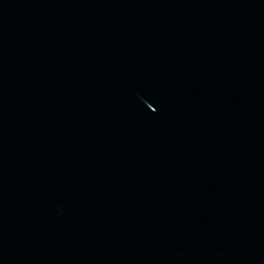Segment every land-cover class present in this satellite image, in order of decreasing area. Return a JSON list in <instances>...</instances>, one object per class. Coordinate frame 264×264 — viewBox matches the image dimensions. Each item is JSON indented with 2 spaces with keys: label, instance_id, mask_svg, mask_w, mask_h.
<instances>
[{
  "label": "water",
  "instance_id": "obj_1",
  "mask_svg": "<svg viewBox=\"0 0 264 264\" xmlns=\"http://www.w3.org/2000/svg\"><path fill=\"white\" fill-rule=\"evenodd\" d=\"M0 264H264V0H0Z\"/></svg>",
  "mask_w": 264,
  "mask_h": 264
}]
</instances>
